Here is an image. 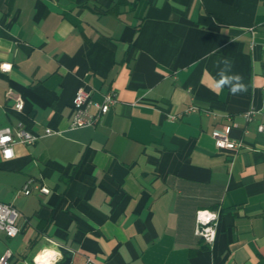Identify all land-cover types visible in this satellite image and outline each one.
<instances>
[{
    "label": "crops",
    "instance_id": "0c3cea01",
    "mask_svg": "<svg viewBox=\"0 0 264 264\" xmlns=\"http://www.w3.org/2000/svg\"><path fill=\"white\" fill-rule=\"evenodd\" d=\"M1 63L0 128L37 139L0 153V203L20 214L0 257L264 264V0H0ZM80 88L115 103L72 128ZM198 211L217 217L212 243Z\"/></svg>",
    "mask_w": 264,
    "mask_h": 264
},
{
    "label": "built area",
    "instance_id": "2783aa9c",
    "mask_svg": "<svg viewBox=\"0 0 264 264\" xmlns=\"http://www.w3.org/2000/svg\"><path fill=\"white\" fill-rule=\"evenodd\" d=\"M11 69V64L1 63L0 71L8 72ZM115 103V97L113 94H107L103 97V101L100 103H94L91 100V95L84 88H80L75 93L72 100L73 107V118L71 121L72 128H79L87 124H93L95 121H98L100 117L107 114L111 109L112 105ZM95 106L97 113L94 118L90 121L85 120V115L87 109L91 106ZM14 108L21 112L24 108V102L21 98L17 97L15 99ZM196 107H190V110H195ZM253 114V111H248L244 114L246 120H249ZM258 131L263 130V126L257 127ZM54 132L48 128L45 129L44 134L50 135ZM212 137L215 141V146L219 150H228V151H237L242 147L241 142H234L229 140L223 134L214 131ZM37 139L36 136L23 130L21 125L13 132L10 128H0V153L4 160H10L15 156L14 146L18 143L21 144H32ZM30 184L29 180L23 187L24 194L30 193ZM37 189L42 193H48L49 190L44 187ZM20 214L18 210L6 203H0V232L4 233L8 238L15 237L19 233L18 221ZM216 215L208 211H198L196 214V227L195 232L198 236L203 238L206 242L212 243L215 238V222ZM12 254L9 250H6L3 255L0 257V264H11ZM52 258L45 257L41 262L34 261V264H51ZM84 264H96L92 260L87 259Z\"/></svg>",
    "mask_w": 264,
    "mask_h": 264
},
{
    "label": "clouds",
    "instance_id": "9594fccd",
    "mask_svg": "<svg viewBox=\"0 0 264 264\" xmlns=\"http://www.w3.org/2000/svg\"><path fill=\"white\" fill-rule=\"evenodd\" d=\"M220 64L227 65L228 70L230 72V70H231V62L227 58H222L220 61L217 62V65H220ZM218 75H220L222 77L219 80V82H218V86L222 87L226 83H228L229 80H235L238 83L235 84L234 86H230V92L232 94H236L239 91H243L244 90V85L242 83H239V81L241 80V77L238 74H233V75H230V77L224 78L223 77V70H221V72H218Z\"/></svg>",
    "mask_w": 264,
    "mask_h": 264
},
{
    "label": "trees",
    "instance_id": "16d2710c",
    "mask_svg": "<svg viewBox=\"0 0 264 264\" xmlns=\"http://www.w3.org/2000/svg\"><path fill=\"white\" fill-rule=\"evenodd\" d=\"M70 258L63 256L60 260L55 262L54 264H69Z\"/></svg>",
    "mask_w": 264,
    "mask_h": 264
},
{
    "label": "bare ground",
    "instance_id": "6f19581e",
    "mask_svg": "<svg viewBox=\"0 0 264 264\" xmlns=\"http://www.w3.org/2000/svg\"><path fill=\"white\" fill-rule=\"evenodd\" d=\"M41 254H42V255L38 256L39 259H38V258H37V259H38L39 261H37V262H41V260H43L42 256H44V254H43V253H41Z\"/></svg>",
    "mask_w": 264,
    "mask_h": 264
}]
</instances>
